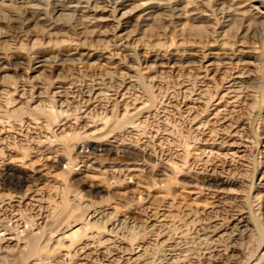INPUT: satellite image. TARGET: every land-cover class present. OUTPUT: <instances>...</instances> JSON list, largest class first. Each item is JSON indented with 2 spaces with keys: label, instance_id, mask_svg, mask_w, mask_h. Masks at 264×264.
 Returning <instances> with one entry per match:
<instances>
[{
  "label": "rangeland",
  "instance_id": "374dc122",
  "mask_svg": "<svg viewBox=\"0 0 264 264\" xmlns=\"http://www.w3.org/2000/svg\"><path fill=\"white\" fill-rule=\"evenodd\" d=\"M10 1L0 0V231L19 244L0 264H76L114 226L122 247L163 261L151 228L163 218L195 260L210 245L228 248L227 264H264V16L236 9L250 0H160L168 17L135 28L127 50L105 36L83 44L64 8L116 16V0H32L61 20L51 36ZM155 54L184 60L145 63ZM217 202L245 222L216 218Z\"/></svg>",
  "mask_w": 264,
  "mask_h": 264
},
{
  "label": "bare ground",
  "instance_id": "6f19581e",
  "mask_svg": "<svg viewBox=\"0 0 264 264\" xmlns=\"http://www.w3.org/2000/svg\"><path fill=\"white\" fill-rule=\"evenodd\" d=\"M126 1L130 2L131 0L130 1L116 0L114 4L116 8V16L108 14L107 17L102 16L99 18L94 14H90L91 11L90 12L88 11L90 5L89 3H88L89 5H84L87 3L72 2L67 7L64 8L66 10H73V12L76 14L74 16V20L77 23L76 26L78 30L77 35L80 36V38L83 40V44H86L88 42L89 37L91 38L94 36H98V37L105 36V37H111V39L113 38V41L117 42L118 48L127 50L130 48V43H132V41H135L140 35L139 34L140 30H134L135 28H144L147 30L150 27L157 24L158 18L161 15H163L160 12L161 10H163V3L160 0H144L143 3L133 6L130 10H126L124 6ZM261 2L262 0H250L249 5L238 6L236 8L238 9L237 16H243L247 12V10H250V12L252 10V11H256L255 13L256 15H253V17L257 16V18H262L264 16V11L260 10L258 7ZM32 3H34V1L32 2V0H22L21 2L17 3L20 6L19 9H21L22 11L24 10L23 12L26 15L25 23L27 24L35 23L37 25V23L41 21L45 26L49 28V35L50 36L53 35L51 32L52 29L55 30L57 29V27L60 28L59 25L61 24L60 23L61 20L58 18L60 22L58 20H55V23H52L53 19L52 20L47 19L45 16H42L40 13H38L41 12V9L35 4L32 5ZM246 6H248V9L246 11L244 10L241 11V9H243ZM61 8L60 9L58 7L55 8L56 9L55 13L59 14L58 17L63 16L62 12L64 10ZM94 11L98 12L101 10L98 7H94ZM103 12H109V11L103 8ZM175 13L177 15V19L183 17L181 10L175 9ZM27 15L31 16L32 18L28 19ZM37 16L39 17L35 19ZM229 18L230 17H228V19ZM87 20H89V22H87ZM87 25L94 26V28L100 25H103L105 27L110 26V28L108 31L102 32L100 29L87 30L88 29L86 27ZM88 35H92V36H88ZM81 57H83L82 59L86 60L85 62H88V60H91L93 55L92 53L88 52L82 54ZM146 58L147 59L145 63L153 62L155 67H168L172 63L178 61L182 62L184 60L181 58L179 59L173 57L167 58L165 56L157 55V54ZM227 59L232 60L231 57L224 58V60ZM45 63L46 60L44 58L43 59L40 58L38 61L35 62V65L37 66L36 68L43 67ZM60 92L58 93L59 95L61 94ZM199 174L202 175V173ZM215 209L217 214L216 218L229 217L230 221H239L240 224H243L245 222L243 221L244 217H242V215L245 214L244 210L239 211L233 208H230L229 210L225 208L223 204L220 205V202L216 203ZM153 222H155V220ZM157 222L159 224H151V228L157 227V229H160L158 235H156L157 238L155 241H157L156 244L162 246L163 252L166 253L167 257L163 261L158 262L156 260L157 254H155L153 251L151 252V250L148 251L147 248L145 249V248L134 247V249L130 248L129 250V249H125V247H122V244L126 242L125 241L121 242L118 240L119 238L116 237V233L119 230L117 229L118 228L117 226H114L108 230L109 239L105 241H101L97 244L93 242L91 244H87L80 247L79 251H81L80 252L81 255L79 254L80 257L78 258L76 264H95L94 258L97 256L104 257L103 258L104 264H227V262L225 263L223 262V260L225 258L226 252L228 251V248H226V252L221 253L224 251V249H221V247L210 246V245L203 246L204 247L203 249L207 248V250L204 252L206 255L205 260H201V259L199 260L197 258L198 255L196 257L198 260H195L194 256H191L185 250V247H189V246H187V243H185L184 232L178 231L169 234L168 229H169L170 220L163 218L161 221H157ZM93 224H90V226H92ZM242 227H245V225H243ZM121 228L122 227H120V229ZM76 232H78V230H76L73 234H75ZM218 235L219 234H214L213 236H218ZM201 236H203L201 241H206V236L204 235ZM18 240L19 237H17V235L16 236L12 235L10 231H0V253L2 254L5 253L7 255L13 256L14 251L8 250L7 244L10 245L12 242H17L16 244H19ZM24 246L25 243L24 242L21 243V245L18 246L17 251L23 250L25 248ZM135 250L137 251L134 253Z\"/></svg>",
  "mask_w": 264,
  "mask_h": 264
}]
</instances>
